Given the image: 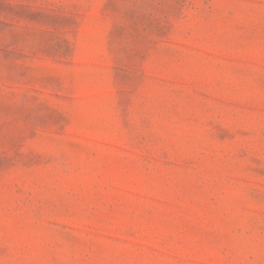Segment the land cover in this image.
Instances as JSON below:
<instances>
[{"label": "rangeland", "instance_id": "374dc122", "mask_svg": "<svg viewBox=\"0 0 264 264\" xmlns=\"http://www.w3.org/2000/svg\"><path fill=\"white\" fill-rule=\"evenodd\" d=\"M0 264H264V0H0Z\"/></svg>", "mask_w": 264, "mask_h": 264}]
</instances>
